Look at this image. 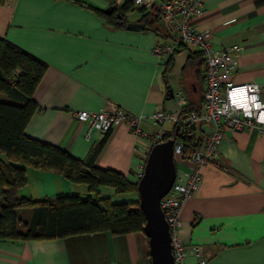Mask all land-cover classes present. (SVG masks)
<instances>
[{"label": "crops", "instance_id": "1", "mask_svg": "<svg viewBox=\"0 0 264 264\" xmlns=\"http://www.w3.org/2000/svg\"><path fill=\"white\" fill-rule=\"evenodd\" d=\"M125 1L0 0V37L47 66L33 93L38 108L24 129L29 138L84 160L104 134L88 130L74 118L75 112L117 106L144 117L138 135L123 123L115 125L93 163L134 183L129 172L145 162L148 135L173 127V122L154 125L149 116L156 110L180 112L177 92L184 97L196 93L193 76L183 66L188 50L197 48L183 45L171 55L158 56L154 48L168 41L162 22L159 36L151 30L112 29L87 7L104 11L111 5L121 8ZM203 9L194 21L196 29L209 34L216 50L241 46L238 70L230 79L257 82L264 100V5L256 6L253 0H203ZM146 12L132 7L125 18L137 23ZM0 101L13 102L3 93ZM207 129L199 124L194 130L201 144ZM176 170L186 172L187 163ZM25 174L19 197L45 200L85 193L113 203L138 200L107 186H99L98 195L89 193L85 184L70 182L54 170L26 167ZM15 215L17 228L23 230L32 208L17 207ZM179 218L178 236L186 246L187 264L196 263L192 246L201 248L204 264H264V134L225 130L215 160L202 167L198 189L182 204ZM0 264H151V258L144 233L102 231L52 240L0 239Z\"/></svg>", "mask_w": 264, "mask_h": 264}, {"label": "trees", "instance_id": "2", "mask_svg": "<svg viewBox=\"0 0 264 264\" xmlns=\"http://www.w3.org/2000/svg\"><path fill=\"white\" fill-rule=\"evenodd\" d=\"M253 1L256 6L264 5V0ZM87 7L108 27L133 30L127 28L125 18L133 7L131 0H126L121 8L115 7L109 15L96 7ZM117 12L120 17H117ZM138 22L144 24L140 30H151L158 36L161 34L159 23L162 21L155 5ZM165 37L169 39L168 33ZM182 46L179 44L177 48ZM171 64L170 58L164 69L165 79ZM46 67L40 59L0 37V93L13 101H0V153L4 155V158H0V239L52 240L102 231H109L113 235L136 231L143 233L145 219L138 200L113 203L108 198H82L76 194L33 200L17 195V190L26 183L25 168L31 167L54 170L70 182L85 184L88 192L95 195H98L99 186H107L113 188L116 194L137 196V182H130L119 172L93 166L110 130L84 160L25 135L24 129L38 108L33 93ZM183 71H189L193 76L196 93L194 96L190 95L191 92L185 95L178 122L173 123L170 132L163 133V139L180 138L184 141L186 152L191 154L192 149L201 145L200 139L194 135L198 125L191 128L193 135L190 137L183 136L182 126L191 112L201 111L204 67L203 55L198 49L188 50ZM17 207L32 208L30 221L23 225V230L17 228Z\"/></svg>", "mask_w": 264, "mask_h": 264}, {"label": "built area", "instance_id": "3", "mask_svg": "<svg viewBox=\"0 0 264 264\" xmlns=\"http://www.w3.org/2000/svg\"><path fill=\"white\" fill-rule=\"evenodd\" d=\"M135 11H149L156 3L161 21L169 35L168 41L158 44L154 53L158 56L171 55L179 44L194 46L203 55L204 86L202 105L199 113L191 112L183 121L182 134L193 135L192 127L208 126L204 142L191 154L186 152L184 141L175 140L173 155L176 167L187 163V171L177 172L174 183L161 199L160 206L166 218L170 232L171 251L174 264H187L186 246L178 236L180 227L179 211L184 201L191 197L201 181V169L215 160L218 145L225 130H256L264 134V100L260 97V86L255 81L236 83L230 79L238 70L236 54L241 46H226L216 50L209 40V34L199 31L194 26L195 19L202 16L203 0H131ZM179 105L185 103L181 91H178ZM74 118L85 124L88 130L96 129L105 134L119 123L125 124L132 133H142L141 115L129 114L120 107H104L98 111L80 110ZM179 112L166 113L156 110L149 116L154 125L165 122H178ZM149 149L154 144L164 141L163 133L148 135ZM149 151V150H148ZM144 163L136 165L129 172L135 182L142 176ZM196 256L195 264H204L199 246H192Z\"/></svg>", "mask_w": 264, "mask_h": 264}, {"label": "water", "instance_id": "4", "mask_svg": "<svg viewBox=\"0 0 264 264\" xmlns=\"http://www.w3.org/2000/svg\"><path fill=\"white\" fill-rule=\"evenodd\" d=\"M115 9H104L109 15ZM117 17L120 14L116 13ZM142 23H127L129 29H141ZM174 138H168L150 147L142 176L137 181L139 208L144 215L143 233L148 239L151 264H174L171 251L169 226L160 206L161 199L171 189L176 177L173 155Z\"/></svg>", "mask_w": 264, "mask_h": 264}, {"label": "rangeland", "instance_id": "5", "mask_svg": "<svg viewBox=\"0 0 264 264\" xmlns=\"http://www.w3.org/2000/svg\"><path fill=\"white\" fill-rule=\"evenodd\" d=\"M1 155L4 156L3 154H1ZM86 195H87V194L84 193V194H81L80 197L85 198V197H87Z\"/></svg>", "mask_w": 264, "mask_h": 264}]
</instances>
